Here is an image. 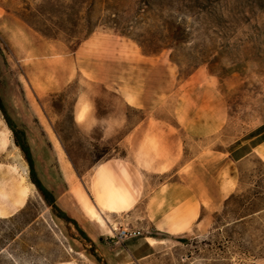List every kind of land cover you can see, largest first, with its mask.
<instances>
[{"label":"rangeland","instance_id":"obj_1","mask_svg":"<svg viewBox=\"0 0 264 264\" xmlns=\"http://www.w3.org/2000/svg\"><path fill=\"white\" fill-rule=\"evenodd\" d=\"M165 5L188 30L174 55L141 46L144 29L133 38L101 25L80 44L50 38L37 28L54 26L58 0H0V97L26 133L38 176L86 234L32 182L0 108V140L11 145L0 151V204L9 209L0 217V264H136L125 250L145 237L152 255L138 264H264L232 244L219 249L213 234L229 220L218 221L225 200L256 188L264 171V142L236 159L262 140L253 132L264 125V0ZM130 150L145 169V191L130 210L128 199L111 212L99 194L106 184L122 191L104 166L93 173L109 158H132ZM21 180L29 196L14 207ZM87 202L113 232L82 213ZM124 229L141 234L123 239Z\"/></svg>","mask_w":264,"mask_h":264},{"label":"trees","instance_id":"obj_2","mask_svg":"<svg viewBox=\"0 0 264 264\" xmlns=\"http://www.w3.org/2000/svg\"><path fill=\"white\" fill-rule=\"evenodd\" d=\"M58 1L62 8L58 9L56 14H51L52 18L56 19L54 26L49 29L37 28L39 32L50 38H58L60 35H64L72 41L77 40L76 42L80 44L82 40L90 37L96 28L101 25L113 28L121 34L133 38H137L134 34L135 30L144 29L145 35L140 34L143 40L139 41L138 39L141 46L149 47V52L152 53L163 48H173L174 55L179 50V46L185 42V35L188 34L187 28L182 23L165 15L166 0H81L82 10H76L75 0H70V4L66 3L67 0ZM40 14L42 16L46 15L43 11H40ZM143 23L147 24L148 27L142 26ZM0 108L14 133L16 145L28 161L32 182L58 216L72 221L78 226L76 220L70 218L60 208L54 193L44 185L38 176L26 133L24 130L19 129L10 117L1 97ZM263 129L264 125L253 132V137H262L261 141H264ZM226 217H229L227 223L216 226L213 233L216 239L219 240L220 236L223 239L222 241L217 240V247L223 249L225 246L232 244L238 247L243 255L263 258L264 171L259 172L256 188L246 192H233L225 200L218 221ZM79 229L81 230V228ZM81 231L85 234L83 230ZM89 240L92 241L90 238ZM182 241L186 242L188 240L182 238Z\"/></svg>","mask_w":264,"mask_h":264},{"label":"crops","instance_id":"obj_3","mask_svg":"<svg viewBox=\"0 0 264 264\" xmlns=\"http://www.w3.org/2000/svg\"><path fill=\"white\" fill-rule=\"evenodd\" d=\"M257 137L258 136L253 137V139H256ZM263 142L264 141L256 143L252 147V149L250 151H248L245 154L239 155L240 158L238 160L242 159L243 157H245L246 155L251 153L258 146H260ZM130 148H131V146H130ZM130 155L132 156V158H128V157H112V158H109V159L101 162L96 167V169H95V171L93 173V175H94L96 171H97V173L100 172L101 167L104 166L110 172V174H111V176L113 178V181L117 185V187L122 192L126 193L129 196V201L131 203V207H129V208L123 210V211L130 210L133 206H135L139 202V200L143 196V193L145 191V185H146L145 184V180H144V176H145V173H146L145 169L138 165V163L135 160V156L133 155L132 150H130ZM93 175H92V177H93ZM227 193H229V192H227ZM197 201L195 203V200H194L192 202V204L196 208V212H200L203 206H202V204H201L199 199H197ZM80 206L83 208L82 205H80ZM82 213L85 216H87V217H89L91 219V217L87 213H86L87 215L85 214V210H83ZM76 218H78V217H76ZM202 220H203V218L200 217V219H198V222H201ZM154 223L158 227V224L161 223V219L159 221L154 222ZM159 229H161V228H159ZM94 231H93V233H96ZM164 231H165V233H172V232H170L168 230H164ZM184 231H187V228ZM98 236H99L100 239H102V237H101L102 234H99ZM147 238L148 237H145L144 240L146 241ZM152 238H154V237H152ZM145 241L144 242H141V240H140V242L138 241L137 248L128 246V249L125 250V252H126V256L125 257L126 258L130 257L132 259L131 263L132 262H134L136 264H138L139 262L141 263L142 259L152 255L151 246L148 245L147 242H145ZM140 248L143 249V252L138 253V249H140ZM108 261L110 263L111 262H115L113 258H112V260L108 259ZM129 263L130 262H127L126 264H129Z\"/></svg>","mask_w":264,"mask_h":264},{"label":"bare ground","instance_id":"obj_4","mask_svg":"<svg viewBox=\"0 0 264 264\" xmlns=\"http://www.w3.org/2000/svg\"><path fill=\"white\" fill-rule=\"evenodd\" d=\"M83 115H84V112H79V117H82ZM10 146L11 145H10L8 138L0 140V151L8 149ZM110 177H111V175H110ZM106 179L108 180V178H106ZM106 186L107 187L105 188L104 193L99 194V195L101 196V198L103 199V202L106 204V206L108 207V209L111 212H117L118 208L121 204H124V203L126 204V202H128L127 200L129 199L128 198L129 196L126 193L120 192L119 190H117V188H115L112 184H110V185L106 184ZM79 187L75 188V192L80 196L81 199L87 200L86 195L83 193L82 189ZM3 189H5V188H3ZM102 190H104V189H102ZM3 192H5V191H3ZM3 192H1V194H3ZM6 196H9V195H6ZM28 196H29L28 186L23 185V180H21L19 183V186L16 188V190H14V192L12 191L11 203L14 207L23 206L24 203L26 202V199ZM89 200H90V198H89ZM97 207L94 204L87 202L85 205V211L87 212V214L91 218H94L102 228L108 229L110 232H112L114 230V228L110 227L108 220L100 212L101 209L99 210ZM8 212H9V209L0 204V217L6 216ZM155 242L156 241L154 239H151V243H155ZM56 264H79V263L76 261H65V262L56 263Z\"/></svg>","mask_w":264,"mask_h":264},{"label":"built area","instance_id":"obj_5","mask_svg":"<svg viewBox=\"0 0 264 264\" xmlns=\"http://www.w3.org/2000/svg\"><path fill=\"white\" fill-rule=\"evenodd\" d=\"M141 234V231L140 230H128V229H124L121 233V236L123 239H126V238H129V237H132V236H137V235H140Z\"/></svg>","mask_w":264,"mask_h":264}]
</instances>
